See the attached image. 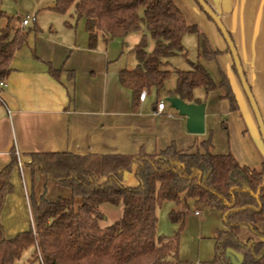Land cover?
<instances>
[{
	"label": "trees",
	"instance_id": "trees-1",
	"mask_svg": "<svg viewBox=\"0 0 264 264\" xmlns=\"http://www.w3.org/2000/svg\"><path fill=\"white\" fill-rule=\"evenodd\" d=\"M49 9L60 15L73 9L71 16L83 21L90 49L100 39L124 40L138 32L141 24L145 27L146 33L131 49L135 66L122 69L118 77L120 85L132 92L134 109L143 90L157 97L166 92L184 103L202 104L195 97L196 90L207 95L225 88L224 99L230 110H238L223 75L217 84L199 61L188 62L186 71L170 69L172 58L185 56L183 38L199 35L174 0H54ZM3 18L7 24L0 27V82L9 76L15 52L31 32L38 30H25L19 24L11 26L14 17L0 10V19ZM65 25L69 26L67 22ZM148 39L153 41L151 51L147 50ZM200 50L206 61L219 54L209 49L205 39L200 41ZM48 71L58 76L59 71ZM172 76L174 88L165 91ZM222 127L226 129L224 124ZM200 146L202 151H180L170 144L156 154L141 151L133 156L29 155L30 162L25 166L32 172L37 170L46 182L68 190L70 197L49 201L43 193L37 200L31 199L33 228L13 238L4 237L0 224V264H14L32 247L40 264H231L226 256L228 250L242 256L241 264H264V234L257 227L264 223V165L263 170L257 171L240 165L230 154L213 153L210 131ZM10 156L9 164L0 171V212L5 197L12 191L10 174L17 165L13 151ZM132 172L136 187L122 185L124 175ZM164 202L185 207L188 203L205 204L221 214L227 229L216 237L211 262L177 261L184 218L180 211L171 210L168 214L169 220L178 224L175 235L156 236V209ZM102 205L121 207L119 219L106 227L100 225L104 219ZM243 226L262 240L240 242L238 234ZM170 254L174 259H168Z\"/></svg>",
	"mask_w": 264,
	"mask_h": 264
},
{
	"label": "crops",
	"instance_id": "crops-1",
	"mask_svg": "<svg viewBox=\"0 0 264 264\" xmlns=\"http://www.w3.org/2000/svg\"><path fill=\"white\" fill-rule=\"evenodd\" d=\"M180 1L190 24L199 31L197 36L206 40L212 52H219L212 61L201 58V64L217 84L220 75L224 76L238 105L237 111L230 110L224 88L207 95L195 91V97L205 105L203 135L187 132L186 118L164 101L168 97L166 92L159 97L147 92L143 101L138 96L137 107L133 108L132 92L121 86L118 79L122 69L132 68L123 55L126 39H100L90 49L83 21L67 22L69 26L63 21L53 28L38 22L36 14L19 18L21 22L29 17L27 26L32 22L38 30L31 32L15 52L11 72L0 92V171L9 164L12 151L21 163V172L18 163L11 171L12 191L5 197L0 212L5 238L33 228L30 200L35 197L39 173L25 166L31 154L100 157L133 156L143 151L151 155L170 144L180 151H202L200 143L212 132L211 122L224 124L223 129L227 130L222 120L227 117L238 132L244 152L215 151L213 141L211 151L230 154L242 166L263 170L264 147L226 44L194 0ZM205 1L219 16L236 48L264 124V0ZM49 68L59 71L58 76H52ZM159 102L164 107L156 114ZM126 175L129 183L135 181L133 172ZM45 187L43 184L37 199L43 193L46 195Z\"/></svg>",
	"mask_w": 264,
	"mask_h": 264
},
{
	"label": "rangeland",
	"instance_id": "rangeland-1",
	"mask_svg": "<svg viewBox=\"0 0 264 264\" xmlns=\"http://www.w3.org/2000/svg\"><path fill=\"white\" fill-rule=\"evenodd\" d=\"M174 2L183 12L187 23L190 24V17H188L189 15L183 9L182 2L180 0H174ZM53 3L54 0H1L0 10H2L8 17H14L11 26L18 25L17 18L32 16L34 14H36L38 22H41L45 26L51 24L53 28L58 27L63 21L75 23L73 17L69 18V15L73 13V9H70L64 15L46 9V7L52 6ZM209 21L212 22L211 20ZM6 24L7 21L4 18L0 19L1 28L5 27ZM33 25L34 24L31 22L29 26L24 29L27 30L33 28ZM145 33V27L141 24L138 32L130 34L125 38L126 40L124 41L126 42V46H124L123 55L125 56L128 67L131 66L133 68V66H135V58L131 49L139 42L141 36ZM201 39V35L199 37L195 34L186 35L182 40L185 56H176L172 58L170 60V69L186 71L189 70L188 62H201ZM114 40L121 41L119 39ZM118 43L121 50L122 45L120 42ZM152 48L153 41L148 39L147 50L151 51ZM174 85L175 76H172L165 85V91L172 90ZM196 92L199 95H202L203 93L201 89L196 90ZM226 118L227 117H223L222 120L226 122L227 130H224L219 122L216 124L211 122L209 127V129L212 130V141L214 143L212 144L214 145V150H224L230 153L235 152L236 154L241 152L243 154L244 150H242L238 132L234 126H230L228 119ZM128 176L129 175H125L122 180V185L126 187H136L137 183L135 181L131 183L128 182ZM37 184L38 185L35 189L36 198L34 197L31 199L37 200L38 193L42 191L43 184L46 185L44 191L46 192V198L49 201H54L58 197H70V192L68 190L60 188L53 183L46 182L41 174H39V182H37ZM171 210L184 213L183 229L179 236V246L176 256L177 261L185 263L211 262L214 257L216 237L219 232L227 229L221 214L216 210H211L205 204L194 205L193 203H188V207H185L183 204L176 206L172 202H164L156 209V236L171 238L177 232L178 224L172 223L168 218V214ZM100 211L104 215V219L100 221L102 227L111 225L117 221L121 215V207L102 205ZM195 212H198L199 215H195ZM257 227L258 230L264 234V223L258 224ZM238 240L240 242H247L249 240L259 241L262 240V238L251 232L248 227L243 226L238 234ZM34 252L35 249L33 247L25 250L14 264H40L39 260L34 258ZM173 257L174 256L170 254L168 259L172 260L174 259Z\"/></svg>",
	"mask_w": 264,
	"mask_h": 264
},
{
	"label": "water",
	"instance_id": "water-1",
	"mask_svg": "<svg viewBox=\"0 0 264 264\" xmlns=\"http://www.w3.org/2000/svg\"><path fill=\"white\" fill-rule=\"evenodd\" d=\"M196 4L202 9V12L209 18L220 32L222 36L228 53L231 56L233 66L235 68L236 76L238 77L241 89L246 97V100L249 104V107L254 116L256 125L258 127L259 135L264 147V124L262 121V117L260 115L259 109L257 107L256 101L252 95L250 87L246 81L240 59L238 57L236 48L223 26L219 16L210 8V6L206 3L205 0H194ZM166 103L170 105L172 109H174L179 116L186 118V130L189 134L192 135H203L205 132V105L202 104H187L176 98L175 96H168L164 99ZM126 175V174H125ZM264 175V170H263ZM264 184V182H263ZM259 194V190L256 194V197ZM226 256L229 258L231 264H241L242 256L235 253L232 250H228Z\"/></svg>",
	"mask_w": 264,
	"mask_h": 264
},
{
	"label": "built area",
	"instance_id": "built-area-1",
	"mask_svg": "<svg viewBox=\"0 0 264 264\" xmlns=\"http://www.w3.org/2000/svg\"><path fill=\"white\" fill-rule=\"evenodd\" d=\"M29 20H30L29 17H26L25 19L21 20V22H20V27L23 28V29H24L25 27H27V25H28V23H29ZM4 87H5V83H4V82H0V90H2ZM0 92H1V91H0ZM145 96H146V91H142V92L139 94V100H140V101H143L144 98H145ZM1 103H2V101H1ZM163 107H164V103H163V102H159V103H157V105H156V114H160V113L162 112V110H163ZM16 158H17V163H18L19 170H20V172H21V163H20V161H19V157H18L17 154H16ZM194 214H195V215H199L198 212H195ZM39 261H40V260H39Z\"/></svg>",
	"mask_w": 264,
	"mask_h": 264
}]
</instances>
